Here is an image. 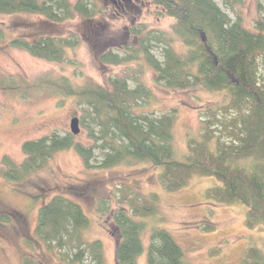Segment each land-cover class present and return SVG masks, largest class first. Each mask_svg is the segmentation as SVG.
<instances>
[{"label": "trees", "instance_id": "1", "mask_svg": "<svg viewBox=\"0 0 264 264\" xmlns=\"http://www.w3.org/2000/svg\"><path fill=\"white\" fill-rule=\"evenodd\" d=\"M148 1L160 9V15L175 19L173 36L166 31L148 32L139 49L128 48L129 53L123 56L113 50L105 51L100 61H131L139 59L136 53L140 51L155 70L159 83L182 89L201 85L209 91L223 92L227 98L224 103L206 107L207 118L202 120L204 130L200 139L190 137L188 151L180 158L174 145L178 109L161 116L138 111V100L150 95V89L141 82L131 87L126 78L117 76L109 78V85L93 81L77 84L66 75L42 76L37 82L28 83L24 93L40 88L62 97H73L79 105H86L84 111L90 125L85 117L81 120L89 127V137L94 143L84 145L72 133L58 131L26 140L22 145L25 159L18 164L5 156L3 163L8 169L1 168L2 175L9 180L24 179L44 167L57 151L68 148H74L90 168L94 166L92 160H97L96 149H100L99 167L125 161L150 162L160 168V183L170 192L186 186L194 175L214 177L218 183L207 188V197L220 203L245 205L246 225L264 226V77L260 74L264 20H258L255 28L250 29L240 18L233 20L215 0ZM95 11L91 0L75 3L71 0H0L1 13H40L54 21L73 18L76 13L93 16ZM133 32L140 33L141 29ZM153 42L161 45V57L153 53ZM177 42L185 51L176 49ZM74 43L71 38L50 35L34 42L22 38L13 41L33 55L53 61L62 60ZM0 84L15 88L18 82L0 81ZM228 117L231 137L220 142L218 129L212 125L215 122L224 125L222 118ZM158 202L159 194L151 193L131 200L130 208L121 206L113 211L108 205L98 208V212L108 213L114 227L117 264H137L138 256L144 252L147 264H188L182 246L163 227L152 226L145 245V218L157 212ZM89 225V216L81 204L58 194L39 208L36 232L50 247L74 246L73 262L105 264L102 242L96 239L87 243L83 239V230ZM86 255H90V263L84 262ZM23 264L42 262L27 256ZM244 264H264L261 250L250 248Z\"/></svg>", "mask_w": 264, "mask_h": 264}, {"label": "rangeland", "instance_id": "2", "mask_svg": "<svg viewBox=\"0 0 264 264\" xmlns=\"http://www.w3.org/2000/svg\"><path fill=\"white\" fill-rule=\"evenodd\" d=\"M215 1L233 20L240 18L250 29L264 20V0ZM91 5L96 9L93 16L76 13L64 21L33 12H0V81L18 82L15 88L0 84V264H23L27 256L42 264H81L71 261L74 246L50 247L36 232L39 208L58 194L81 204L90 219L83 239L87 243L96 239L102 242L105 264H117V242L108 213L98 212V208H130L131 200L151 193L159 194V202L157 212L145 218V245L151 227L159 226L170 231L182 246L188 264H244L252 247L264 255V226L246 225L247 207L207 197V188L218 183L214 177L194 175L186 186L170 192L160 183V168L150 162L125 161L99 167L102 155L96 149L97 160H92L94 166L89 168L74 148L57 151L44 167L24 179L9 180L2 175L1 168H7L5 156L18 164L25 159L22 145L26 140L58 131L72 133L84 145L94 143L89 127L81 120L85 117L90 125L86 105L40 88L24 93L28 83L42 76L66 75L77 84L93 81L109 85V78L117 76L126 78L131 87L141 82L150 89V95L138 100V111L161 116L178 109L174 145L180 158L188 151L190 137L200 139L206 107H217L227 100L223 92L209 91L201 85L182 89L157 82L155 70L140 51L136 53L139 59L102 63L100 55L105 51L123 56L129 53L128 48L139 49L148 32L166 31L172 37L175 19L160 15V9L148 0H91ZM134 29L141 32L136 34ZM45 35L71 38L75 43L58 61L13 44L15 39L34 42ZM154 42L152 51L161 57V45ZM175 45L180 52L185 51L178 42ZM260 74L264 77V54L260 56ZM74 117L79 118L77 134L71 130ZM222 120L225 126L215 122L212 127L218 129L220 142L229 141L230 117ZM90 260L86 255L84 262ZM137 264H147L146 252L138 256Z\"/></svg>", "mask_w": 264, "mask_h": 264}, {"label": "water", "instance_id": "3", "mask_svg": "<svg viewBox=\"0 0 264 264\" xmlns=\"http://www.w3.org/2000/svg\"><path fill=\"white\" fill-rule=\"evenodd\" d=\"M203 39L205 40L206 39V36L203 35ZM71 130L74 134H77L79 133L80 131V126H79V118L78 117H74L72 120H71Z\"/></svg>", "mask_w": 264, "mask_h": 264}]
</instances>
